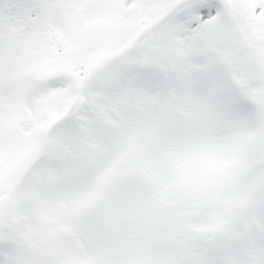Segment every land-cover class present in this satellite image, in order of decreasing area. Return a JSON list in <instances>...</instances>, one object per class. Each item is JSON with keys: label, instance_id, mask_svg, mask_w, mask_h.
Here are the masks:
<instances>
[{"label": "snow or ice", "instance_id": "1", "mask_svg": "<svg viewBox=\"0 0 264 264\" xmlns=\"http://www.w3.org/2000/svg\"><path fill=\"white\" fill-rule=\"evenodd\" d=\"M0 264H264V0H0Z\"/></svg>", "mask_w": 264, "mask_h": 264}]
</instances>
